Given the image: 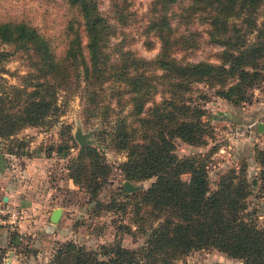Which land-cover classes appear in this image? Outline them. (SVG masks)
<instances>
[{
	"label": "trees",
	"instance_id": "trees-1",
	"mask_svg": "<svg viewBox=\"0 0 264 264\" xmlns=\"http://www.w3.org/2000/svg\"><path fill=\"white\" fill-rule=\"evenodd\" d=\"M65 3L68 15L57 34L25 20H0V136L54 119L58 96L76 95L83 121L98 117L97 135L124 152L118 164L123 177L153 179L143 189L121 187L97 200L110 167L95 146L78 147L68 176L97 208L119 213V233L144 240L128 247L117 237L86 248L67 239L44 264H174L201 249L220 251L237 264H264V230L252 217L254 209L247 210L253 187L242 170L230 169L209 188L205 163L176 156L173 143H198L209 129L192 84L236 104L262 77L264 0H149L139 13L133 0H107L102 10L99 0ZM137 40L157 51L143 56L132 47ZM202 45L215 50L200 59L185 56ZM13 52L26 70L17 84H5L4 62ZM255 160L262 167V192L264 148Z\"/></svg>",
	"mask_w": 264,
	"mask_h": 264
},
{
	"label": "rangeland",
	"instance_id": "rangeland-1",
	"mask_svg": "<svg viewBox=\"0 0 264 264\" xmlns=\"http://www.w3.org/2000/svg\"><path fill=\"white\" fill-rule=\"evenodd\" d=\"M148 1L133 0L132 9L142 12ZM106 3L107 0H99V8L104 9ZM67 15L65 0H0V20H25L49 34H57L63 28ZM132 47L145 57L157 51L156 47L145 49L140 40ZM211 48L202 45L185 56L188 59L208 57L215 50ZM4 67L7 70L2 74L5 84H17L19 75L26 70L18 52L6 57ZM191 90L194 101L204 109L202 118L208 121L209 129L198 143L175 138L174 153L180 158L195 157L204 162L209 188L215 187L221 174L241 169V174L253 187L246 198L247 210L254 209L252 217L264 230V191L258 189L262 167L255 160L256 150L264 148V69L262 77L247 90V98L236 104L215 95L202 83L192 84ZM58 103L60 112L54 119L0 136V156L7 158L6 168L0 172V253L4 264H44L55 246L67 239L86 248L117 237L128 247L138 246L144 240L141 234L119 233L115 228L119 213L97 208L84 188L68 176L66 166L80 147L73 137V131L78 128L88 140L85 145L95 146L110 167L97 200L117 195L122 181L128 180L118 168L125 160L124 152L106 144V135L104 140L97 135L101 126L99 118L84 122L76 95L61 93ZM258 122L263 123L262 131H257ZM187 176L188 173L180 175L182 179ZM152 179L129 181L137 186L133 190L136 191L145 188ZM55 207L61 209L60 216L56 222H50L48 215ZM12 211H16L14 216L10 215ZM123 220L127 221L126 215ZM213 262L239 263L215 249H201L188 252L174 264Z\"/></svg>",
	"mask_w": 264,
	"mask_h": 264
},
{
	"label": "water",
	"instance_id": "water-1",
	"mask_svg": "<svg viewBox=\"0 0 264 264\" xmlns=\"http://www.w3.org/2000/svg\"><path fill=\"white\" fill-rule=\"evenodd\" d=\"M257 131H262L263 130V123L258 122L257 123ZM73 137L76 140V142L80 145L83 146L88 143V140L85 138V134L80 131V129L76 128L73 131ZM254 183V180L252 181ZM122 187L125 191L131 192L137 188L136 185H132L129 180H123L122 181ZM61 209L59 207H55L51 210L49 214V221L50 222H56L60 216Z\"/></svg>",
	"mask_w": 264,
	"mask_h": 264
},
{
	"label": "crops",
	"instance_id": "crops-1",
	"mask_svg": "<svg viewBox=\"0 0 264 264\" xmlns=\"http://www.w3.org/2000/svg\"><path fill=\"white\" fill-rule=\"evenodd\" d=\"M6 161H7L6 156H0V172H4V169L6 168L5 165L7 163ZM2 163H4V166L2 165ZM1 165L3 166L2 169H1ZM49 214H50V212H49ZM48 217H49V215H48Z\"/></svg>",
	"mask_w": 264,
	"mask_h": 264
},
{
	"label": "built area",
	"instance_id": "built-area-1",
	"mask_svg": "<svg viewBox=\"0 0 264 264\" xmlns=\"http://www.w3.org/2000/svg\"><path fill=\"white\" fill-rule=\"evenodd\" d=\"M14 214H16V211L10 212V215H13L14 216Z\"/></svg>",
	"mask_w": 264,
	"mask_h": 264
}]
</instances>
